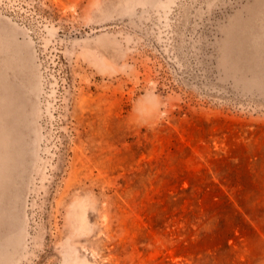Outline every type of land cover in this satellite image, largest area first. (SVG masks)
<instances>
[{"label": "rangeland", "instance_id": "obj_1", "mask_svg": "<svg viewBox=\"0 0 264 264\" xmlns=\"http://www.w3.org/2000/svg\"><path fill=\"white\" fill-rule=\"evenodd\" d=\"M0 264H264V0H0Z\"/></svg>", "mask_w": 264, "mask_h": 264}]
</instances>
